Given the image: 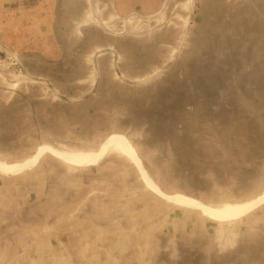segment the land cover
Wrapping results in <instances>:
<instances>
[{
  "label": "rangeland",
  "instance_id": "1",
  "mask_svg": "<svg viewBox=\"0 0 264 264\" xmlns=\"http://www.w3.org/2000/svg\"><path fill=\"white\" fill-rule=\"evenodd\" d=\"M101 17L105 25L98 22ZM201 27L210 29V42L218 39L222 64L235 66L241 60L240 70L235 68L227 76L232 81L227 91L235 94L233 80L239 75L241 85L248 87L256 79L257 92H264L263 63L260 72L254 69L255 76L248 75L249 45L257 48L254 63L264 60V0H0V44L5 47L0 46V161L23 162L48 143L59 148L66 144L75 151L99 148L116 131L105 125L111 86L122 89V80L139 89L154 82L185 57L184 49L194 39L195 45H206L199 37ZM123 40L130 47L146 48L150 59L145 65L159 66L167 56L174 57L156 74L146 80L135 76L141 81L131 84L120 73L122 59L116 65L119 75L115 73L110 52ZM195 53H187V59ZM95 64L99 70L96 88ZM25 69L48 81L61 99L44 83L27 81ZM99 87L101 93L95 99ZM62 109L66 111L58 128L56 117ZM258 123L264 127L260 117ZM261 135L264 140V130ZM44 147L33 160L40 159ZM241 149L248 155L255 151L245 144ZM257 150L261 159L258 169L252 170L251 186L264 184V150ZM115 156L106 155L93 167L58 173L54 157L46 154L23 175L0 174V264H240L239 256L221 241L223 236L235 241L242 238L246 255L241 264L247 255H264V224L256 222L254 214L252 220L220 228L201 217L199 210L162 199L148 188L150 196L141 201L134 197L132 187L125 186L126 182L133 185L135 179L141 181L138 171L129 159H111ZM209 160L167 159L159 191L189 192L193 187L187 188V171L211 176ZM251 164L250 159H243V167ZM235 167L234 159H221L224 177L229 178L227 173ZM207 179L204 190L217 194ZM232 188L227 190L232 192ZM203 200L219 209L241 203L227 194ZM235 228L237 238L232 234ZM27 236L30 243L23 242Z\"/></svg>",
  "mask_w": 264,
  "mask_h": 264
},
{
  "label": "crops",
  "instance_id": "2",
  "mask_svg": "<svg viewBox=\"0 0 264 264\" xmlns=\"http://www.w3.org/2000/svg\"><path fill=\"white\" fill-rule=\"evenodd\" d=\"M211 13L215 14L214 12ZM213 19H216V21L219 20V18L217 19L216 17H213ZM99 21H101L103 25L106 24V20H103L102 17L98 22ZM199 32H201V35L198 34L199 37L203 38V43H206V45H195L194 39L191 45L189 44L185 47L183 52L185 57L171 64L168 70L154 82L147 86L140 87L139 89H136V87L122 80L121 82H123L124 85L121 84L122 89L115 87V85L111 86L112 88L106 95L105 125H112V129L116 131L109 134L99 148L77 152L86 153L87 155H98L109 151L116 141L124 140L136 152L141 166H143L142 170L147 176L145 177L143 175L130 158L120 153H112L116 156L111 159H118V157L127 158L138 171L141 181L135 179V185H130L128 182L125 184L128 189L132 187V190L136 191L134 197H141L142 201V199H145L144 197L150 196V194L148 195L146 193V189L148 188L150 191L161 196L162 199L165 198L167 201L184 208L187 207L199 210V215L201 217L204 216L209 218L210 224L220 228L227 225L233 226L242 221L245 222V220H252V214H254V220L256 222L264 224V201L252 210L237 215L228 213L224 210H202L200 208L177 203L178 200H185L212 208L205 204L203 199L213 195L219 198L222 194H227L229 197L233 196L235 201H241V203L226 205L245 207L257 203L264 198V184H255V186L248 184V182H251V179L253 180L255 178L252 177V170L258 169V159H261L258 156L259 150L256 151V149L260 148L261 151L264 150V140L261 135V131L264 130V127L259 125V123L257 125L259 117L264 121V92H257L256 86L258 83L256 79H252L248 87L241 85L244 83L238 82V75L233 80L232 85L235 94L229 93L227 87L232 81L227 76L235 68H237V71L240 70L241 60H237L239 64H235V66H233V64H222L221 53L217 51L219 50L218 39L214 38V40L210 42L209 28L205 29V27H201ZM206 37H208L207 41ZM122 39L124 38L122 37ZM123 42L124 40L122 43L119 42L118 45L115 44L116 48L110 50V52L113 58L115 73L119 75L116 65L119 64V59H122L123 64L120 73L124 79L128 80L131 84L141 81L135 80V76H142V80H146L156 74L174 57V54L167 56L166 59H164L165 61L159 66L145 65V62L150 59L146 48L130 47L129 44ZM194 51H196V53L187 59V53ZM100 52H103V50ZM172 52L175 53L176 51L174 50ZM248 52L250 58H252L249 66L250 71L248 72L251 78L255 76L254 69L260 72L259 69L264 65V60L254 63L257 53V48L254 45L248 46ZM99 55V52L96 53L95 62ZM262 56H264V51ZM128 63H131V65ZM261 63L263 64L261 65ZM254 64H257L256 67H254ZM98 72V67L95 64V88L99 85ZM26 74L28 75L27 77ZM247 77L248 76H244V78ZM262 78L264 79V77ZM25 79L30 82L44 83L53 91L57 98L61 99L62 95L55 91L48 81L33 77L26 69ZM91 91L93 92V90ZM100 93L99 87L98 92L94 93L93 97H95V99L99 98ZM65 111L66 110L62 109L56 117L58 128L60 127V121L64 117L63 112ZM226 116H231V119L227 120L224 118ZM256 118L257 121L255 120ZM68 130L72 131L70 128H68ZM73 131H75V129H73ZM227 136L230 139L228 142L226 140ZM243 144H245L247 148L254 149L256 152H251L250 155L242 154L241 148ZM52 145L56 146L53 143ZM44 146H40L33 156L23 162H0L11 166L26 164L37 157L41 148ZM64 147H67L66 144ZM221 147L225 148L222 152ZM180 148H185L186 150H179ZM51 150L49 149L44 155L50 154L54 157V162H56L55 168L58 170V173L69 169L93 167L101 162L97 164H84L81 162H79L81 164L71 163L55 153V150ZM59 154L63 155L62 153ZM44 155L40 157L39 161L43 159ZM63 156L67 157L66 155ZM141 159H143V161H141ZM167 159H210L209 162L212 164V175L207 176L205 172L201 173L199 171H197L195 175L193 170L187 171L186 180L189 182L187 188L190 190V185L193 187V189L189 191L190 193H162L159 191L161 182H158L163 179L161 174L163 171L162 169L165 168L168 162ZM221 159H234L235 164H237V168L235 167L236 170H234L233 173H227L226 176H229V178L221 175ZM243 159H250L252 162L251 165L253 166L243 167ZM263 162L262 160L261 163ZM33 168L20 173H12L11 175V173L4 171L3 168L0 167V174L12 178L23 175ZM201 169L203 171L204 167ZM156 172H158L159 175ZM206 179L211 181L208 182V185L212 190L215 189L218 192L217 194L208 193L204 190V180ZM221 182H223V184H221ZM245 184L247 186H245ZM248 185H250L251 188H247ZM231 186L233 187L232 192H229L228 190H230ZM243 186H245L244 189H248V191L245 192ZM149 202L154 203V206H159L155 204L156 202L153 199L149 200ZM141 206L145 207L143 205ZM77 209L81 210V207ZM170 210L172 211V209ZM77 214L78 212H75L73 217L76 218ZM175 214H177V212H175ZM17 218L18 217L15 216L14 219L17 220ZM31 222L30 220L29 223ZM59 223L57 224L58 226ZM232 234H234V237H238L237 228L233 230ZM223 237L221 241H224L226 246L231 247L229 252L231 253L233 251L234 255L239 256L240 260L237 263H243L246 254L242 252V238H237L235 241L227 236ZM30 241V236L24 237L23 242L30 243ZM9 242L15 244V241ZM263 256L264 255H260V258H256L252 255H247L245 264H264ZM218 264L224 263L219 262Z\"/></svg>",
  "mask_w": 264,
  "mask_h": 264
},
{
  "label": "bare ground",
  "instance_id": "3",
  "mask_svg": "<svg viewBox=\"0 0 264 264\" xmlns=\"http://www.w3.org/2000/svg\"><path fill=\"white\" fill-rule=\"evenodd\" d=\"M59 8V7H57ZM60 9V8H59ZM59 9H57L56 11L60 14V11ZM1 47L5 48L2 44H0ZM13 57H14V54H13ZM49 149H53L59 153H62L63 155H66L67 157L71 158L70 160H74V161H77V162H81V163H84V164H97L98 162H100L106 155H109V154H112V153H120L128 158H130V160L132 162H134L137 167L140 169V171L143 173V175L145 177H147L143 170H142V167L141 166V163L138 159V156L136 155V152L133 150V148L124 140H118L116 141L112 147L110 148L109 151L107 152H103V153H100L98 155H87L86 153H80V152H77L75 150H72L70 148H67V147H56V146H53L52 144H48L47 146L45 145L44 149H42V154H45ZM39 159V158H38ZM38 159H35L32 161L30 160L29 162H27L26 164H21V165H5V164H2L0 162V166L2 168H4L5 170H7L8 172L11 173H20V172H23V171H26L28 169H31L37 162ZM150 185V183H149ZM166 196V195H165ZM264 201V198L262 200H260L259 202L257 203H254L252 205H249V206H245V207H235V206H229V205H226L225 207H221V209L219 208H208L207 206H203L199 203H195V202H190V201H185V200H178L177 203H181L183 205H189V206H192V207H196V208H200L202 210H215V211H221V210H224L228 213H231V214H241V213H244L245 211H249V210H252L253 208H255L258 204H260L261 202ZM187 208V207H186Z\"/></svg>",
  "mask_w": 264,
  "mask_h": 264
}]
</instances>
